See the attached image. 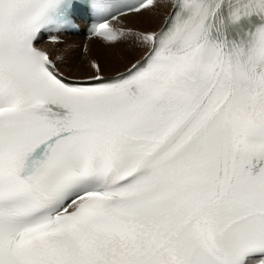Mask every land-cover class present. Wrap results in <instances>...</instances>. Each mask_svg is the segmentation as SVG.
<instances>
[{"label": "snow or ice", "instance_id": "snow-or-ice-1", "mask_svg": "<svg viewBox=\"0 0 264 264\" xmlns=\"http://www.w3.org/2000/svg\"><path fill=\"white\" fill-rule=\"evenodd\" d=\"M0 264H264V0H0Z\"/></svg>", "mask_w": 264, "mask_h": 264}, {"label": "bare ground", "instance_id": "bare-ground-1", "mask_svg": "<svg viewBox=\"0 0 264 264\" xmlns=\"http://www.w3.org/2000/svg\"><path fill=\"white\" fill-rule=\"evenodd\" d=\"M164 18V14L158 15L156 18H149V17H140V18H132L127 21V24L131 27L135 28H149L154 29L161 25ZM44 43V42H42ZM85 44H88L90 49V54L96 56L97 58L105 61L107 63H113L114 58L112 56V51L109 49H105L101 46V44L96 41L95 39L86 41ZM79 45L80 48H69ZM84 45V40L82 36L75 35L66 38L64 43L59 44H49V47L52 49L53 55H63L68 58V63L62 65L64 69L69 67H76V62L80 59V53L82 46ZM75 49V51L73 50ZM122 55L130 54L128 57L129 59L137 58L140 53L137 49L130 46L126 48V46H121L120 50Z\"/></svg>", "mask_w": 264, "mask_h": 264}, {"label": "rangeland", "instance_id": "rangeland-1", "mask_svg": "<svg viewBox=\"0 0 264 264\" xmlns=\"http://www.w3.org/2000/svg\"><path fill=\"white\" fill-rule=\"evenodd\" d=\"M130 46H131V45H128V46H126V48H129ZM69 48H75V49H76V48H78V49H79V48H80V46H79V45H77V46H74V47H69ZM75 49H73V50L75 51ZM76 50H77V49H76ZM129 55H130V54H124L123 56L130 57Z\"/></svg>", "mask_w": 264, "mask_h": 264}]
</instances>
